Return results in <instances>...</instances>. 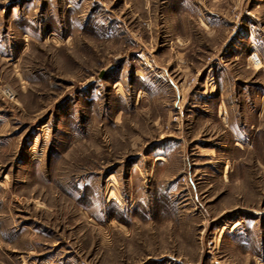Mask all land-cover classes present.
<instances>
[{
    "label": "rangeland",
    "instance_id": "rangeland-1",
    "mask_svg": "<svg viewBox=\"0 0 264 264\" xmlns=\"http://www.w3.org/2000/svg\"><path fill=\"white\" fill-rule=\"evenodd\" d=\"M253 54L264 0H0V264H264Z\"/></svg>",
    "mask_w": 264,
    "mask_h": 264
},
{
    "label": "built area",
    "instance_id": "built-area-1",
    "mask_svg": "<svg viewBox=\"0 0 264 264\" xmlns=\"http://www.w3.org/2000/svg\"><path fill=\"white\" fill-rule=\"evenodd\" d=\"M250 60H251L252 64H254L257 67L258 66H260V67L264 66L263 61L258 54H253L251 56ZM5 95H7L9 98L13 96L10 91H6Z\"/></svg>",
    "mask_w": 264,
    "mask_h": 264
}]
</instances>
